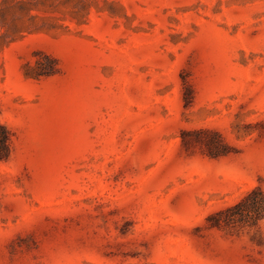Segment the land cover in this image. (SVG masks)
<instances>
[{"label":"rangeland","instance_id":"1","mask_svg":"<svg viewBox=\"0 0 264 264\" xmlns=\"http://www.w3.org/2000/svg\"><path fill=\"white\" fill-rule=\"evenodd\" d=\"M0 125V264H264V0H0Z\"/></svg>","mask_w":264,"mask_h":264},{"label":"trees","instance_id":"2","mask_svg":"<svg viewBox=\"0 0 264 264\" xmlns=\"http://www.w3.org/2000/svg\"><path fill=\"white\" fill-rule=\"evenodd\" d=\"M43 58L46 62H51V63L54 62L48 56H44ZM37 66H39V63H36V67H31L30 65H27V70L30 74H26V75L32 76L31 73L40 75V74H37L38 73ZM49 69H52V66ZM50 74H52L51 70H49V72L47 73H44V75H50ZM210 155L216 156V155H219V153L212 154L210 152ZM8 156H9V134L7 130L3 126L0 125V159L1 160L7 159ZM253 197L255 198L257 197L259 198V200H255L253 199ZM263 201H264V194H262V192L259 190H252L240 202L235 204L232 208L239 210V216L241 217L251 218V219L255 218L257 220L262 215L261 212L263 211V208H262Z\"/></svg>","mask_w":264,"mask_h":264}]
</instances>
